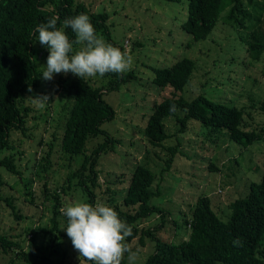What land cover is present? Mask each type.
<instances>
[{"label": "rangeland", "instance_id": "obj_1", "mask_svg": "<svg viewBox=\"0 0 264 264\" xmlns=\"http://www.w3.org/2000/svg\"><path fill=\"white\" fill-rule=\"evenodd\" d=\"M83 1L94 12L108 13L111 39L116 46L132 56L131 70L138 77L137 80L131 79L122 84L118 90L103 94V99L114 108L115 116L104 122L101 128L120 141L114 151L99 159V186L94 188L95 204L116 202L122 208L129 174L136 163L145 162L156 176L152 187L160 192L151 198V203L161 207L166 214L164 225L156 229L157 237L175 243L186 239L189 228L185 219L189 217L191 205L199 195H208L213 209L225 219L230 213L229 204L236 198L245 197L249 192V184L261 178L264 137L243 147L223 135V131L207 128L196 120L189 121L187 129L179 133L176 117L169 116L164 119V124L171 136L163 144L174 145L179 142V138L180 151L166 169V152L152 146L144 135V127L155 102L171 94L170 88L162 89L152 83L151 68L169 67L182 57L193 59L196 68L178 95L187 100L202 95L230 106L244 105V128L259 131L264 124V109L261 108L264 102V53L261 60L250 63L246 45L241 40L243 32L220 20L226 11L221 12L208 37L196 41L180 27L187 15L186 0ZM250 29H245L244 34L247 35ZM80 47L77 45L75 49ZM38 58L42 71L47 61L45 52L40 53ZM58 75L54 74L51 81L40 77L38 85L29 92L25 102L32 108L27 115V130L25 133L14 130L10 140L11 148L0 153V157L12 154L20 171L17 174L0 167L4 181L0 189V231L20 238L26 251L31 239L26 229L51 227L54 200L50 195L54 188L60 193V211L68 204L83 201L82 191L73 181L64 193L60 191L62 184L68 185L65 182L68 173L76 170L80 164L76 157L68 164L66 155L59 149L62 124L71 103V98L68 99L66 95L67 88L64 87L77 76L71 72L63 74L66 81L56 90ZM88 79L94 85H100L103 81L99 76ZM38 94H49L52 98L44 110L37 109L32 102L31 96ZM52 133H56V138L53 141L51 167L45 175L41 172L38 176L35 170H41V166L35 169V163L48 148L45 143L40 144L39 140H52ZM100 139L101 136L97 141ZM92 143L95 145L96 139H92L90 145ZM210 164L217 169L212 170ZM44 182L48 194L44 192ZM5 197H12L13 203L25 217L16 219ZM58 220L59 228L65 234L58 239L63 255L53 254L50 263L91 264L79 258V253L73 248L64 229L67 222L62 214ZM174 220L177 224L172 222ZM159 223L160 216L153 214L141 220L139 227L156 228ZM35 234L38 245L54 247L55 242L48 239L47 233L37 229ZM127 243L137 253L134 264H145L146 258L153 251L154 242L147 239L145 245L141 246L137 238H134ZM10 256L0 253V264H7ZM126 257L129 263L128 254ZM10 261V264H27L19 254L13 255Z\"/></svg>", "mask_w": 264, "mask_h": 264}, {"label": "trees", "instance_id": "obj_2", "mask_svg": "<svg viewBox=\"0 0 264 264\" xmlns=\"http://www.w3.org/2000/svg\"><path fill=\"white\" fill-rule=\"evenodd\" d=\"M186 1L187 15L180 27L189 33L193 40L206 39L214 29L221 12L226 11L220 20L243 32L240 38L246 45L250 63L261 60L264 53V0ZM80 13L90 17L97 35L118 47L111 39L107 24L108 13L92 11L83 0H0V153L11 148L10 140L14 130H21L22 133L27 130V115L32 109L25 103L29 98L27 89L29 86L32 89L36 87L41 77L38 55L45 52L47 58L49 54L48 49L41 46L37 40L36 27L46 23L49 18L58 16L56 26L62 28L65 18ZM248 28L251 29L246 35L245 29ZM64 30L70 40L75 38L70 28ZM120 49L123 51V48ZM195 68V61L188 57L178 58L169 67L151 68L152 83L162 89L170 88L171 94L155 102L144 127V135L152 146L160 147L166 152V169L180 151L179 138V142L174 145L163 144L171 136L164 124V119L169 116L176 117L179 133L187 129L189 121L196 120L207 128L223 131V135L243 147H248L264 137V124L259 131L244 128V105L230 106L202 95L190 100L178 95L190 81ZM136 77L134 70L122 75L107 73L101 77L103 81L100 85H94L89 79L76 77L64 87L67 88L66 95L68 99L71 98V103L62 124L59 149L66 155L68 164L76 157L80 165L68 173L65 178L68 185L60 186L62 193L73 181L82 191V202L95 204L94 188L99 186V159L102 155L114 151L115 145L120 141L101 128L104 122L112 120L115 116L114 108L103 99V94L106 91L118 90L131 79L137 80ZM65 81L63 74H59L55 89L58 90ZM173 104L177 107L175 113L169 111L170 105ZM261 108L264 109V102ZM52 136L54 138L46 142L39 140L40 144L45 143L48 148L35 163V169L41 166L42 170H35L38 176L41 172L45 175L51 167L56 133H52ZM99 136L101 139L97 141ZM92 139H96L95 145H90ZM0 167L20 174L12 154L0 157ZM209 167L212 170L217 169L213 164ZM128 178L121 203L125 208H120L116 202L108 205L132 226V236L127 238V242L134 238H137L141 246L145 245L147 239L154 242L153 251L146 258L145 264H264V165L260 180L249 184V192L245 197L236 198L229 204L230 213L225 219L213 209L208 195H199L191 205L189 217L185 219L189 228L188 236L178 243L156 236V229L164 225L166 214L161 207L151 203V198L160 192L152 187L156 176L149 165L145 162L136 163ZM3 185L0 173V189ZM48 191L44 182V192L48 194ZM50 196L54 200L51 227L46 229L37 226L26 229V233H30L28 238L31 237L27 251L20 238L0 231V253L11 254L7 264H10L13 255L17 254L21 255L27 264H51L49 260L53 254L63 255L58 241L65 235L59 228L58 220V216L62 214L60 193L54 188ZM30 199L32 201V197ZM5 200L16 219L25 217L13 203L12 197H5ZM153 214L160 216L159 226L140 228V221ZM64 218L67 222V218ZM172 222L177 224L175 220ZM37 229L48 234V239L55 242L54 247L37 244ZM236 239L242 242L241 246H234L233 241ZM126 256L127 253L122 264H129Z\"/></svg>", "mask_w": 264, "mask_h": 264}, {"label": "clouds", "instance_id": "obj_3", "mask_svg": "<svg viewBox=\"0 0 264 264\" xmlns=\"http://www.w3.org/2000/svg\"><path fill=\"white\" fill-rule=\"evenodd\" d=\"M58 20V16H53L35 29L40 45L49 52L41 72L43 80L51 81L54 74L69 72L81 79H88L103 77L107 73L122 75L131 70L132 56L97 35L87 14L65 18L62 28H57ZM67 28L74 33V39L70 40L64 30ZM75 45L81 47L77 50ZM27 91L31 93L33 90L29 86ZM31 97L39 110H44L52 99L49 94ZM169 111L175 113L176 105H170ZM61 213L67 218L64 229L79 258L91 264H122L127 253L129 264H134L137 253L127 243V238L132 236V226L121 219L113 207L76 202L61 208ZM233 244L241 246L242 242L236 239Z\"/></svg>", "mask_w": 264, "mask_h": 264}]
</instances>
